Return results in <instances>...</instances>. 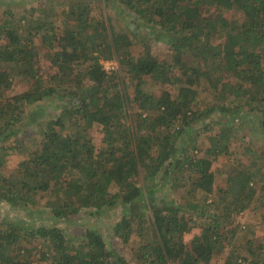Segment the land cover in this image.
Wrapping results in <instances>:
<instances>
[{
	"label": "trees",
	"instance_id": "trees-1",
	"mask_svg": "<svg viewBox=\"0 0 264 264\" xmlns=\"http://www.w3.org/2000/svg\"><path fill=\"white\" fill-rule=\"evenodd\" d=\"M118 2L137 27L165 41L170 58L158 60L145 39L140 54L132 55L138 32L132 38L119 22L117 28L107 9ZM49 14L44 10L45 20L29 15L23 27L0 18V205L25 210L26 218L1 221L0 264H216L215 257L219 264H264V235L248 239L245 253L238 246L221 257L235 234L228 227L234 215L249 208L258 192L264 195V150L247 147L252 163L231 169L222 187L215 188L213 171L230 154L238 139L231 132L242 121L259 120L264 127V0H68L57 16L60 27ZM33 36L55 49L47 84L33 71ZM215 38L220 40L213 44ZM108 58L119 68L107 72L101 59ZM5 64L18 73L30 68L32 85L9 93ZM148 82L170 88L156 94ZM209 89L216 92L214 101L202 108L198 96ZM45 99L39 112L61 110L36 123L27 108ZM218 123L222 134L200 149L195 132ZM95 124L101 141L90 133ZM27 125H34L33 134H25ZM6 138H13L10 147L3 146ZM14 155L20 160L6 173ZM183 171L188 175L182 180L193 187L190 196L197 189L217 192L220 213L193 218L206 215L204 204L219 209L213 198L180 205L156 196L161 181H180ZM43 194L46 203L53 201L50 214L39 219L42 224H28L46 213V204L38 205ZM112 207L122 208L121 216L105 236L94 227L67 236L56 224ZM199 224L202 231L186 244L185 233ZM140 231L151 240L141 241L130 259L110 247L114 238L123 247Z\"/></svg>",
	"mask_w": 264,
	"mask_h": 264
},
{
	"label": "rangeland",
	"instance_id": "rangeland-1",
	"mask_svg": "<svg viewBox=\"0 0 264 264\" xmlns=\"http://www.w3.org/2000/svg\"><path fill=\"white\" fill-rule=\"evenodd\" d=\"M95 2H99L101 0H91ZM68 0H0V18H5L6 16L8 18L13 19V21L16 20V22L22 23L21 27H23L25 19H28L26 17L29 16L31 19H36V18H41V20H45L46 16L43 15L44 10H50L52 11V14H49V17L51 20H54L56 25L60 27V20L58 19V13L62 11L64 8H67ZM102 4V3H101ZM120 3H114L111 6H109L107 9L110 13H112L115 21L113 22L114 25L118 28V23H120L122 29L123 26L124 31L128 32L130 36L132 37V32L137 31L138 34L133 38V44L130 47L132 55L137 57L140 52L142 51L143 48V39H145L147 42L150 44L151 51L153 55L157 56L158 60H166L170 58L171 56V50L169 49L168 45L165 44V41L162 40H157L154 38L155 33L151 34L150 36L147 33V30L143 27H137V22H132L130 19L128 11L121 10L119 8ZM26 12V16L22 17V13ZM212 14V10L210 11ZM226 14H228V17L230 18L231 16L236 17L235 11H226ZM3 14V15H2ZM12 21V22H13ZM48 21V20H47ZM50 25V24H48ZM26 32L22 30L21 35L26 36ZM128 33V34H129ZM109 38V35H108ZM218 39L220 38H215L212 40V43L215 44L218 42ZM32 41L34 43V51L36 52L37 59L35 60V63H33V71L37 72L40 77L44 80V83H48V75H50L53 72V62L52 58L54 54L55 49H49L43 42L42 38L40 36H33ZM107 61H110L111 64H108L109 67L105 65ZM101 63L103 65V68L107 72L114 71L119 68L118 61L116 59H101ZM105 63V64H104ZM3 65V64H2ZM6 69L10 72L9 76L12 78V85L11 88L9 89V93H19L23 92L28 87H30L33 82V78L31 77V69H26L24 73H18L16 72L11 64H5ZM122 73V77H123ZM152 84L151 82H148L145 84V87L151 90L152 92L159 94L161 93L162 90H165L166 88L170 87H163L161 85H154L151 87ZM128 87L131 86L128 85ZM172 90L175 91V89L172 87ZM216 92L213 93L211 89L203 91L202 93L199 94L198 96V105H200L202 108L204 107L205 103L207 102H212L214 101V96ZM48 100L45 99L43 101H40L34 105H30L27 108V111L32 113V116L36 117V123L41 122L45 116L49 117L51 116V113L56 115L59 113L61 108L54 107L52 108L53 110H48V111H41L39 112V108L42 105H47ZM63 104H66L65 101L63 100ZM43 106V107H44ZM42 107V108H43ZM62 107V106H61ZM38 111V112H36ZM242 116H239L237 118L238 121H241ZM34 119V118H33ZM212 120V119H211ZM222 121V120H221ZM203 122V121H200ZM201 127L204 126L203 123H200ZM240 126L243 127V129L240 128ZM210 127L208 130H203L205 128H201L200 130L195 132V136L198 139V143L201 148H205L207 146L212 145V140H215L222 134L221 130V124H217L215 126ZM33 129L34 125L32 126H26L23 127V130L25 134L30 135L33 134ZM264 127L262 126V123L258 121H254L253 125L247 124L246 122H243L238 125V128L234 129L231 132L232 136L237 137L235 144L233 148L230 150V154L227 155V157H223V160L219 158L216 163L213 165V171L216 173V182H215V188H219L224 186L225 184V179L227 173L230 172L231 169L237 168L243 169L244 167H247L250 163H252V160L250 159L249 155L245 154L247 147H253V148H259L264 150ZM90 133L92 135H95L97 137L98 141H101L100 139L102 138V133L100 132V129L98 125H93ZM228 135V134H227ZM212 136L214 138L212 139ZM229 136V135H228ZM11 138H6L3 141V146L10 147L11 141L9 140ZM13 140V138L11 139ZM14 151V150H13ZM199 151V150H198ZM17 152V151H16ZM14 154H16L14 152ZM200 154V152L198 153ZM17 155H14L10 157L4 167V171L6 173L10 172L17 162L22 158V153H20L19 157H16ZM262 164V163H261ZM187 172L183 171V173H180L177 175L179 180L175 181H161L158 184V187L153 190L154 193H156L157 197H162L168 200H175L173 203H178L182 205H186L189 202L193 203H200L203 205V201L205 200V197H208L209 200L206 201V203L210 200L215 199L217 204L219 203V209L215 210L212 205L206 206L204 204L203 206V213L206 214L205 216H194L193 218H197L198 220L205 219L206 216L211 215L214 212L220 213V209L222 207V203L219 202V199H216L215 196L216 193L214 194H206L204 191H201L199 189L194 190L192 195L190 196V190L193 189L190 180H185L183 181L182 178L187 177ZM257 187H259V184H257ZM258 198L256 201L253 202V204L245 209L244 211L235 214L234 222L228 224V227H235V234L232 237V242L230 243L231 245L226 246L225 250L222 252V258H224L231 253V249L233 250V247L243 249L245 253V248L247 245V240L252 238L256 240L257 237H262L264 235V195H262L260 192H258ZM262 195V196H260ZM43 197H46V194H43L41 200H39V206L44 205V211L46 213H42V215H34L33 219H31L28 224H35V223H41L42 220H39L41 217H44V219H47L49 216L50 212V206L52 202H47L50 204H47L44 200ZM189 197V198H188ZM190 197L192 199H190ZM213 198V199H212ZM175 203V204H176ZM35 207L29 206L27 211H33L34 213H37V209ZM121 209L120 207H112L110 209H107V212L102 213L101 215H82V216H74L72 219H61L57 221V225L62 228V230L66 233L67 236L70 235H75L79 236L81 233V230H84L85 228L91 227V228H97L100 230V232L105 236L106 234H110V229L112 228L113 224L120 219V214H121ZM24 211L21 209H7V207L0 205V223L3 220H10L11 218L13 219L14 215H17L18 217H14L15 219H26L24 216ZM196 213V212H195ZM189 214L195 215L193 212H190ZM189 214H187L189 216ZM46 222V220H44ZM45 224V223H43ZM201 224L197 225L194 229L191 230L189 233H185L184 235V242L188 244L191 241V238L193 235L198 234L201 232ZM111 238V236H110ZM151 240V236L146 234L143 231H140L139 234H131L130 237L127 240V243L122 247H118V242L117 239L114 238L112 242H110V247L117 249L118 251L121 250V255H123L125 258L130 259V256L132 253H134L135 249L141 244V241H149ZM263 241V239H261ZM262 241H255L257 242L256 244H259V242ZM33 246L36 245V243H32ZM235 245V246H233ZM221 258L220 257H215L213 262L216 264L220 263ZM36 263L40 262L38 260V257L35 259ZM43 264V263H42ZM244 264H249V263H244ZM254 264V263H250Z\"/></svg>",
	"mask_w": 264,
	"mask_h": 264
},
{
	"label": "built area",
	"instance_id": "built-area-1",
	"mask_svg": "<svg viewBox=\"0 0 264 264\" xmlns=\"http://www.w3.org/2000/svg\"><path fill=\"white\" fill-rule=\"evenodd\" d=\"M104 64H105V63H104ZM108 64H111V62H110V61H107V63L105 64V65L107 66V68L109 67Z\"/></svg>",
	"mask_w": 264,
	"mask_h": 264
}]
</instances>
